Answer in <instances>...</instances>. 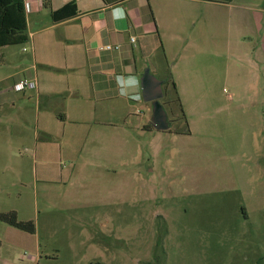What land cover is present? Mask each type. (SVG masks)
<instances>
[{
	"label": "rangeland",
	"instance_id": "obj_1",
	"mask_svg": "<svg viewBox=\"0 0 264 264\" xmlns=\"http://www.w3.org/2000/svg\"><path fill=\"white\" fill-rule=\"evenodd\" d=\"M23 55L28 44L0 49V213L31 221L35 233L0 221V264H264V92L255 94L250 70L201 54L191 84L183 55L181 83L165 85L160 100L175 133L142 139L144 179L114 197L107 216L73 217L49 203L62 190L39 179L45 161L22 144L40 109L34 95L9 90ZM130 104L141 112L132 121L148 125L143 99ZM51 160L68 168L56 151Z\"/></svg>",
	"mask_w": 264,
	"mask_h": 264
},
{
	"label": "crops",
	"instance_id": "obj_2",
	"mask_svg": "<svg viewBox=\"0 0 264 264\" xmlns=\"http://www.w3.org/2000/svg\"><path fill=\"white\" fill-rule=\"evenodd\" d=\"M43 1L24 0L30 55L19 63L23 75L9 77V90L21 81L36 85L23 91L34 95L40 109L32 140L22 144L45 161L39 179L62 190L49 195V203L70 216L98 210L107 216L110 201L124 197L131 181L144 179L145 171L137 169L142 139L152 130L160 133L132 121L138 109L129 111L131 102L142 99L144 62L153 81L162 83V94L165 85L175 89L181 83L183 55L189 56L185 78L194 84L201 54L229 58L236 74L250 70L255 94L264 92V0H50L51 10L68 4L77 10L56 23ZM158 54L164 62L153 57ZM9 93H1V104ZM144 103V119L151 120L150 104ZM165 133L175 132L169 126ZM55 151L67 169L46 161Z\"/></svg>",
	"mask_w": 264,
	"mask_h": 264
},
{
	"label": "trees",
	"instance_id": "obj_3",
	"mask_svg": "<svg viewBox=\"0 0 264 264\" xmlns=\"http://www.w3.org/2000/svg\"><path fill=\"white\" fill-rule=\"evenodd\" d=\"M43 6L50 11L53 23L70 19L77 14L71 4L54 11L51 10L50 0H44ZM28 41L24 0H0V48L26 44ZM147 127L150 128L149 125ZM0 221L21 231L35 233L34 224L31 221H18L14 212L0 213Z\"/></svg>",
	"mask_w": 264,
	"mask_h": 264
},
{
	"label": "water",
	"instance_id": "obj_4",
	"mask_svg": "<svg viewBox=\"0 0 264 264\" xmlns=\"http://www.w3.org/2000/svg\"><path fill=\"white\" fill-rule=\"evenodd\" d=\"M154 77L148 69H145L140 79L142 88V99L145 102H150L152 105L151 124L153 128L159 131H165L169 128L166 112L160 104L159 99L163 96L161 90V82L153 81Z\"/></svg>",
	"mask_w": 264,
	"mask_h": 264
},
{
	"label": "built area",
	"instance_id": "obj_5",
	"mask_svg": "<svg viewBox=\"0 0 264 264\" xmlns=\"http://www.w3.org/2000/svg\"><path fill=\"white\" fill-rule=\"evenodd\" d=\"M38 1L42 2V0H38ZM130 40H131V42H134L133 38H131ZM104 48L106 50H118L120 48V46L119 45H115V46L106 45ZM35 87H36V85L32 81H21V82L15 83L13 85V90L15 92H22L25 89H35Z\"/></svg>",
	"mask_w": 264,
	"mask_h": 264
},
{
	"label": "flooded vegetation",
	"instance_id": "obj_6",
	"mask_svg": "<svg viewBox=\"0 0 264 264\" xmlns=\"http://www.w3.org/2000/svg\"><path fill=\"white\" fill-rule=\"evenodd\" d=\"M163 97V96H162ZM162 97L159 99V102H160V100L162 99ZM149 104H150V107H151V110H152V105H151V103L150 102H148ZM164 104V103H163ZM152 118V117H151ZM167 121H168V123H169V126H170V122H169V120H168V118H167ZM150 127H153V125L151 124V120H150V123L148 124Z\"/></svg>",
	"mask_w": 264,
	"mask_h": 264
},
{
	"label": "clouds",
	"instance_id": "obj_7",
	"mask_svg": "<svg viewBox=\"0 0 264 264\" xmlns=\"http://www.w3.org/2000/svg\"><path fill=\"white\" fill-rule=\"evenodd\" d=\"M133 83H135V81H133ZM122 94H123V89H122Z\"/></svg>",
	"mask_w": 264,
	"mask_h": 264
}]
</instances>
